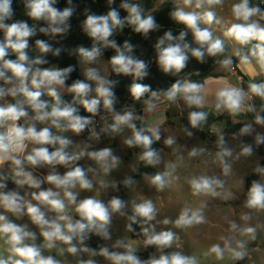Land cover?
Listing matches in <instances>:
<instances>
[{
  "label": "clouds",
  "instance_id": "9594fccd",
  "mask_svg": "<svg viewBox=\"0 0 264 264\" xmlns=\"http://www.w3.org/2000/svg\"><path fill=\"white\" fill-rule=\"evenodd\" d=\"M70 2V0H69ZM112 0H109L111 3ZM55 0H29L27 15L34 20H46L49 22L48 28H40L41 32L62 33L67 30V21L73 14L72 8H65L63 11L53 7ZM185 7L193 8V11H185L184 8L177 7L171 13L173 19L182 23L190 29L195 43L198 47H192L185 42L186 31H181L178 36H173L171 31H167L158 40L156 49L158 53V64L165 73H180L186 66L189 59V52L198 61L203 62L205 55L217 56L224 52L223 41L213 36L209 27H200L203 22L211 26L213 23L221 24L217 18L215 8L223 4V0H183ZM121 7L129 13L127 22L134 27L137 33L147 35L150 31L158 28L155 18L151 15L144 16L143 9L138 4L128 3L127 0ZM199 9L201 11H195ZM14 11L12 0H0V30L4 33L3 41H0V166L9 162L13 172V180L17 185L27 184L32 188L39 189L42 183H48L53 188L33 192L32 199L28 200L20 195L16 190H7L3 182L7 177L0 176V208L11 213L17 219L27 215L31 222L40 229V235L44 243H35L36 233L30 231L26 224H16L9 220L6 215L0 214V240L7 245L5 249L7 258L0 256V264H60L51 256L42 255V249H52L56 242L60 241L68 245L67 252L78 256L80 252H86L90 257L102 256L112 262V264H199L195 256L184 255L180 251L164 254L163 250L172 247L178 237L172 231H161L156 233L154 226L143 227L142 231L147 237L146 245H155L161 252L159 257L152 256L147 260H141L136 255V249L131 245H123L117 241L114 247H124L126 251H110L107 247H101L99 251L90 249L87 246L77 247L73 241L79 245L90 238V234H95L107 240L110 239L109 225L113 214L126 215L127 202L113 197L108 204L102 200L87 197L77 200L78 192L73 191L79 186L82 190H92L94 187L91 179L88 178L85 168L76 165V161L84 157H90L100 165L105 173H109L120 164V158L114 155L111 148H104L98 151H88L90 145L85 144L79 151H69L73 141L57 132L71 131L76 135L81 134L88 127L92 120L77 114V109L71 105L64 104L60 98L58 88L65 87L68 75L73 71L72 67L66 68H40L37 65L47 63L42 57L32 59L26 49L29 47V38L35 35L34 26H29L26 21L12 20ZM232 16L236 23H231L224 31V36L234 40L241 47L251 44L247 53L239 50L235 52L240 58V63L249 67L253 76L264 74V25L260 20H264V10L258 6L250 4V0H239L232 6ZM257 17L259 19H257ZM125 20L120 18L119 12L112 8L107 15H89L85 22V31L93 39L94 44L91 49L81 47V55L88 63H93L102 53L101 47H111L116 55L111 57L113 69L117 74L134 75L142 79L148 74V64L133 56V45L125 41L123 46L118 45L109 38L114 34L115 29L123 28ZM166 41L168 42L166 44ZM175 41V42H173ZM256 41V43H252ZM36 44L42 53L52 52V46L45 41L37 40ZM11 53L16 55V59H7ZM60 49H55L54 55H59ZM258 65L257 72L252 68V61ZM224 68H230L232 60L226 58L218 61ZM87 79L96 82L95 92L97 97L88 98L93 91L92 86L82 80L75 81L69 91L75 94L77 99L85 109L97 114L100 106V98H103L104 107L113 112V123L101 129L102 132L111 131L114 134H121L125 128L131 130V135L124 139L129 147H139L142 149L140 160L146 165L157 166L161 163L160 152L152 147L154 142L161 139L158 126L137 127L135 121L143 120L137 116L133 110H126L123 113L115 112V93L113 91L114 81L102 77L95 68H88ZM47 92L55 101L51 105L41 99ZM133 97L140 100L146 93H151L150 97L144 100L145 111L152 112L157 108V102L163 100L169 104L183 100L189 108L202 109L207 104V92L205 85L191 80H176L165 91H153L150 85L134 83L131 88ZM253 96L264 101V81L256 83L250 81L248 90L235 86H224L215 93V109L217 112L227 111L230 115L236 116L241 112L255 113V123L264 125V116L260 115L251 103H248ZM11 97L13 102H8L6 98ZM30 110V111H29ZM260 111L264 112V105ZM208 113L204 111L189 112V124L192 129H199L207 121ZM23 120V123L19 121ZM48 126L37 128V124ZM183 131L189 137L194 133L185 127ZM255 132L252 123L245 124L239 131V135H252ZM92 136L99 138L100 133L92 131ZM217 146L219 151L215 155L217 162L223 169L225 176L231 172L229 158L233 157V149L228 146L225 135L217 130ZM256 144L264 143V135L257 133ZM164 143L173 145L175 139L168 137ZM29 144L33 145L31 151H27ZM54 150L50 151L49 148ZM206 149L193 147L188 155L195 158L203 155ZM253 146L242 144L239 156H251ZM56 165H63L69 168L63 175L57 172ZM50 166L49 172L43 180L35 177L28 167L39 168ZM177 165L169 163L163 172H158L152 176L151 184L158 190L163 191L171 183L173 173ZM255 171L264 177V167L257 166ZM191 186L193 195L217 196V189L223 188L224 181L216 176H193L187 180ZM134 183L130 178L125 179V185ZM102 187L109 185L101 180ZM115 186V182H112ZM61 192L63 196H61ZM35 200L37 203H32ZM68 205H75V210L80 219L73 220L67 215ZM46 207L49 212H54V217H48L42 210ZM245 207L254 210H264V183L253 181L248 191ZM157 210L154 203L148 199L140 203L133 204V214L128 217L132 223L148 224L154 220ZM251 216L247 213L241 215V220L247 222ZM163 223H174L176 227L187 229L196 225L207 223L203 208H190L185 206L181 209L175 221L164 219ZM229 231L238 233L240 236H250L255 238L256 229L252 226H239L235 221L229 222ZM128 230H133L131 224ZM223 247L220 244H213L205 255H215L216 259L222 260L227 253L231 259L240 260L247 254L245 241L235 240L234 236L220 237ZM31 241V243H29ZM235 241V247L232 246ZM78 264H97V261L89 258L78 260Z\"/></svg>",
  "mask_w": 264,
  "mask_h": 264
},
{
  "label": "rangeland",
  "instance_id": "374dc122",
  "mask_svg": "<svg viewBox=\"0 0 264 264\" xmlns=\"http://www.w3.org/2000/svg\"><path fill=\"white\" fill-rule=\"evenodd\" d=\"M164 0H155L154 8ZM171 1L176 4L177 7L184 8L185 11H193V8L185 7L183 0H165ZM239 3V0H223L221 6H217L214 10L216 12L217 18L221 20V24H216V29L221 33V39L224 46L227 47V54L231 53L230 46L224 42V31L222 25L225 23V13L231 16L232 6ZM195 11H201L196 9ZM233 23H236L234 17L231 16ZM261 25H264L261 23ZM202 27H209L206 24H202ZM210 28V27H209ZM48 68H55L54 66ZM88 68H95L98 70L99 74L107 79L109 72V63L103 57L99 56L93 63L83 62L80 67V73L82 80L89 83L95 92L96 82L87 79L86 71ZM59 92L70 93L69 87L65 84V87L58 88ZM8 102H13L11 97L6 98ZM4 101H0L3 104ZM161 104V103H160ZM144 102H136L133 106L135 109L143 107ZM170 109L168 110V116L165 117L164 126L167 127L165 133L162 135L161 139L158 141L159 148L158 151L162 157L161 163L155 167V174L158 172H163L166 165L169 163H174L177 165L171 183L163 191H158L152 184L150 177L142 176L138 179L133 187L130 188L127 194V208L125 209L126 215H112L111 224L109 225L110 239H103L101 237V247H107L110 251L124 252L126 249L124 247H114L117 241H121L123 245H131L136 249V255L140 259H144L145 255L149 253L146 248L144 237H135L131 235V231L128 230L129 215L133 214V204L140 203L144 200L150 199L157 210V215L154 220L150 221L148 224L137 223L139 226L152 227L154 226V231L159 233L161 231H172L176 234L178 239L169 248L170 253L174 251H180L184 255L195 256L199 264H264V210H254L245 207L247 200V189L245 186V178L249 175L250 171L257 167L260 161V154L253 149V154L251 156H239L235 158L241 151L240 146L242 144L241 135H234L223 130L225 139L229 147L233 151V157L229 158L231 163V172L227 176L224 175L222 167L215 162V155L219 151L216 141L205 140L201 141L198 138H187L185 132L183 131V125L181 118H187L189 116L186 106L183 100H178L176 103L170 104ZM30 111V110H29ZM23 123V120L19 121ZM45 124H37V128L45 127ZM102 125L99 128H95L94 131L100 133L99 138L92 136V132L84 137L81 134L76 135L71 131L67 132H56L57 135H63L70 138L73 141V145L69 148V151H79L85 144L90 145L88 151H98L104 148H111L114 155L120 158V164L113 168L109 173H105L103 168L96 163L90 157H84L79 161H76L72 166L79 165L86 170L91 169L87 172L88 178L92 180L94 187L92 190H82L77 186L73 191L78 192L79 195L77 200H83L87 197H92L97 200H102L105 204L113 197H118V192L113 191L111 187L112 182L115 184L119 183L124 177L131 173L134 168L140 162L141 152H129V146L124 142L127 136L131 135L130 129H124L121 134H114L111 131L102 132L101 129L105 128ZM254 136L256 134L264 135V130L259 127H255ZM218 139V135H216ZM168 137H173L175 143L171 146L166 145L164 141ZM201 141V142H200ZM260 146H264L261 143ZM33 145L29 144L27 151H31ZM204 148L205 153L199 157L190 158L188 153L193 148ZM26 170L31 171L33 175L41 180L52 171L50 166L31 168L28 167ZM57 172L63 175L69 168L63 165H56ZM1 172L10 173L14 175L10 167L9 162L0 166ZM216 176L224 181L223 188L217 189L219 195H193L191 186L188 184L187 180L193 176ZM103 180L108 183V187H102L100 181ZM256 181L264 183V177L260 176ZM5 183V181H3ZM6 184V183H5ZM48 188L55 189L53 185L48 183H42L40 188H32L27 184L8 186L6 184L7 190H16L20 195L25 196L26 199L31 200V194L33 192H39L41 190H46ZM61 196L63 193L61 192ZM32 203H37L32 200ZM185 206L190 208H203L204 215L207 219V223L196 225L187 229L178 228L174 223L164 224V219H170L175 221L179 216L181 209ZM42 210L46 212L48 217H54L56 214L54 212H49L46 207L42 206ZM67 215L72 217L73 220H79L80 217L75 210V205H68L66 209ZM249 214L251 219L247 222L241 220L242 214ZM0 214L6 215L9 220L16 224H26L28 229L36 233L35 243L39 246L44 243L43 237L40 235V229L31 222L27 215L22 218L17 219L11 213L6 212L3 208H0ZM235 221L239 226H252L256 229L255 238L250 236H240L238 233H232L229 231V222ZM234 236L235 240H244L247 254L243 259L234 260L226 253L224 259L218 260L215 255H205L208 249L213 244H220L223 247V241L220 237ZM31 243V241H29ZM77 244L79 248L80 245L77 241H73ZM235 247V241L232 244ZM68 245L61 244L60 241L56 242V246L52 249H42V255L51 256L55 260L59 261L60 264H78V260H87L92 258L97 261V264H112L111 261L105 259L102 256L90 257L86 252H80L78 256L67 252ZM7 245L4 244L3 240H0V256L7 258L8 253L5 250ZM91 249V248H90ZM97 252L99 249H93ZM156 257L161 255V252L157 249L155 245H152V251L150 252Z\"/></svg>",
  "mask_w": 264,
  "mask_h": 264
},
{
  "label": "trees",
  "instance_id": "16d2710c",
  "mask_svg": "<svg viewBox=\"0 0 264 264\" xmlns=\"http://www.w3.org/2000/svg\"><path fill=\"white\" fill-rule=\"evenodd\" d=\"M154 1L155 0H127L128 3L140 5L143 9L144 16L151 15L155 18V21L159 27L153 31H150L147 35L135 32L134 27L127 22L126 18L128 17L129 13L127 10L121 7V4L125 2V0H112L111 3H109V0H70V2L69 0H55L53 7L59 9L60 11H63L65 8L73 9V14L67 21V30L62 33H52L51 31L47 33L41 32L40 28H48L49 22L43 19L34 20L27 15L29 11L27 7L29 0H12V9L14 11V15L12 20L6 21V23L10 24L19 20L26 21L29 26H34L36 29L35 35L29 38V47L26 49L29 57L32 59L42 57L44 60H46L47 63L36 66L40 68H47L51 65H57L56 68L72 67L73 71L68 75V79L65 83L68 87H70L75 81L82 80L78 67L79 64L86 61V59L81 55L79 49L81 47L91 49L94 44L93 39L85 31V22L87 17L89 15H107L110 9L115 8L119 12L120 18L125 20V23L122 29H115L114 34L109 39L114 40L121 47L125 41L130 42L133 45V52L131 54L138 59L144 60L148 64V74L142 79H138L134 77V75L130 74H117L114 71L113 64L111 62V57L116 55L115 50L111 47H103L102 44H97L98 47H101V56H103L108 61L110 66L107 79L115 82L113 85V91L115 93L114 110L115 112H121L127 108L133 107L136 102H144V100L148 99L151 95V93H146L140 100H136L131 92V88L134 83L150 85L153 91L161 92L167 90L176 80L187 79L203 83L204 78L211 76V71L213 70L216 62H218L219 59L224 56L226 51V47L224 46V52L220 55L215 57L205 55L203 62L198 61L189 52L187 66L180 73H165L158 64V53L156 49L158 40L164 35L165 32L171 31L173 36H178L181 31H186L187 36L185 38V42L189 43L192 47H198V45L194 41L191 30L187 29L184 24L173 19L171 13L176 10V5L170 1H163L157 8H154ZM250 4L253 6H258L261 8V10H264V0H250ZM259 22L264 24V20H260ZM3 39L4 33L2 30H0V41H3ZM37 40H42L50 44L53 51L42 53L36 44ZM167 43L168 42L166 41V44ZM252 43L254 44L256 41H253ZM250 47L251 44L247 47L240 46L235 49V52L239 50L243 53H247ZM55 49H60L59 55H54ZM9 52L10 54L6 58L15 60L16 55L11 53V50H9ZM230 59L234 65L240 61V58L235 55V53L230 57ZM0 84H2V81H0ZM248 84L249 81L244 76H242L241 85L244 90H248ZM59 93L62 106L64 104L71 105L77 109V114L82 117H89L93 115L92 113H89L77 99H74L75 94L73 92L70 91L68 94L62 92ZM41 99L47 101L49 105L55 102L46 91H44ZM251 103L255 106L256 110L260 112V115L264 116V112L260 111L262 105H264V102H262L259 97L253 96ZM140 108L138 109L139 113L137 116L141 117L142 114ZM191 111H197V109L189 108L188 114ZM106 112L113 113L104 107L103 98H100V106L97 114ZM166 116H168V111L166 112ZM218 119L225 122L224 130L226 132L231 134H239L242 126L240 124L232 125L230 122V114L227 111H224ZM181 121L183 129L188 127L189 130L194 133V135L191 137L186 135L187 138H198L201 141L217 140L216 135H210L208 132L201 131L199 129H192L189 124L188 117L181 118ZM135 123L137 127H140V120H136ZM52 131L54 133L57 132L55 128H53ZM88 134L89 131L87 130L82 132L84 137H87ZM241 140L242 144H251L253 149H255V151L260 154V161L257 166L264 167V146L257 145L252 135H243L241 136ZM152 147L158 150V141L154 142ZM49 150L52 151L54 149L50 147ZM128 151L137 153L141 152L142 149L139 147H129ZM155 167L146 165L142 160H140L137 167L134 168V170L124 177L119 183L115 184V186H112L111 189L118 192L117 198L127 202V194L130 188L133 187L134 183L142 176H147L150 178L154 176ZM255 169L253 168L249 175L245 178L247 192L249 191L252 182L256 181L261 176V174L257 173ZM0 176L7 177V179L4 181L8 186H13L15 184L12 178L13 176L10 173L0 171ZM128 178L134 181V183H132L130 186L124 184L125 179ZM129 223L133 229L131 230V236L133 238L144 237L147 239L142 231L141 226H139L137 223H132L130 220ZM101 242L100 236L90 234V238L84 242V245H80V247L87 246L88 248L98 250L100 249ZM146 248L149 253H147L142 260H147L154 256L150 253L152 251V245H146ZM163 252L164 254H168L170 253V250L169 248H166L163 250Z\"/></svg>",
  "mask_w": 264,
  "mask_h": 264
},
{
  "label": "crops",
  "instance_id": "0c3cea01",
  "mask_svg": "<svg viewBox=\"0 0 264 264\" xmlns=\"http://www.w3.org/2000/svg\"><path fill=\"white\" fill-rule=\"evenodd\" d=\"M154 4H155V1H154ZM231 16H232V10H231ZM231 16H229L228 13H225V19H224L225 23L222 25L223 30H226V28L229 27L231 23H233L231 20ZM202 24L204 23L203 22L200 23L201 27H202ZM215 25L216 24L213 23L211 26L209 25L208 26L210 27V30L212 31L213 36L215 38L221 39V33L218 31V29H216ZM224 40H225L224 42H226L225 44H228L230 46L231 53L227 54V47L225 46L226 47L225 54L223 57L219 59V61H222L226 58H230L235 53V49L240 47L239 44H237L234 40L228 37L224 36ZM82 63H80L78 67L80 76H81L80 67ZM52 66L56 68L57 65H51L48 67H52ZM252 68H254L257 72L259 71L258 65L255 64L254 60L252 61ZM108 75H109V72H108ZM242 76H244L249 82L252 81V82L259 83V82L264 81V74L253 76L251 72L249 71V67L246 65H242L240 61L237 62L235 65L232 64L230 68H227V69L222 67L220 63L216 62L213 70L211 71V76H207L206 78H204L203 83H202L205 85V91L207 92V104L204 108L197 109V111L207 112L208 117H207V121L201 125L199 130L208 132V134L210 135H217V130H220V131L224 130L225 122L223 120L218 119L223 114L224 111H221L218 113L217 110L215 109V93L219 88L224 87V86H235V87L242 88V85H241ZM94 97H97V93L90 92L88 98H94ZM248 103H251V100L248 101ZM185 106H186L187 111H189V107H187L186 104ZM169 107H170V104L164 101L163 97H161L160 102H157V108L152 112L145 111L146 105H143V107L141 106L140 111H141V114H142L141 117H143V120H140V127L158 126L160 129V132L163 135L167 129V127L164 126V122H165L166 112L170 109ZM230 122L232 125L240 124L242 127L247 123H252L253 127L254 126L259 127L262 130H264V125H259L255 123V113H252V112H241L237 114L236 116L230 115ZM234 135H238V134H234ZM252 137L255 139L254 134H252Z\"/></svg>",
  "mask_w": 264,
  "mask_h": 264
},
{
  "label": "built area",
  "instance_id": "2783aa9c",
  "mask_svg": "<svg viewBox=\"0 0 264 264\" xmlns=\"http://www.w3.org/2000/svg\"><path fill=\"white\" fill-rule=\"evenodd\" d=\"M126 110H133L136 115H138V113H139V110H137L133 107L127 108V109L121 111L120 113H123ZM88 118H90L92 120V123L88 127L85 128V130L89 131V133H91L95 128L101 127L102 125L107 126V125H110L111 123H113V113H109V112L91 115ZM125 129H127V128H125ZM61 244H63V243L61 242ZM63 245H65V244H63Z\"/></svg>",
  "mask_w": 264,
  "mask_h": 264
}]
</instances>
